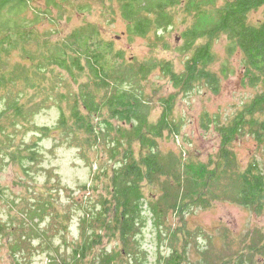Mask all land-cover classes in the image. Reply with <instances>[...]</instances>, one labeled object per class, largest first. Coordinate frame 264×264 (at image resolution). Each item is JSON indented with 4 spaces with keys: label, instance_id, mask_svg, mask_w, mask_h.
Here are the masks:
<instances>
[{
    "label": "rangeland",
    "instance_id": "rangeland-1",
    "mask_svg": "<svg viewBox=\"0 0 264 264\" xmlns=\"http://www.w3.org/2000/svg\"><path fill=\"white\" fill-rule=\"evenodd\" d=\"M155 1L149 0L150 3ZM216 1L217 4L212 5L214 9L224 2ZM54 2L57 6L46 0H32L33 5L45 12L41 18L30 10L27 13L30 20H36L34 28L40 39L45 40L46 46L53 51L58 42L65 40L75 29L95 25L100 38L112 41L115 51H123L125 63L137 65L150 59L166 60L181 72L190 56V52L180 50L182 32L195 21L186 11V0H180L170 8L174 15L173 25L167 31L159 32L167 46L156 42L154 34L146 38L131 37L127 33L128 23L121 17L118 0ZM212 11L209 8L207 14L212 15ZM263 11L264 7L251 11L249 21L257 23L263 18ZM201 23L210 24L211 17L203 18ZM30 48L35 50V43ZM213 53L211 70L220 76L217 93L202 85L189 92H180L158 67L139 82L150 108L149 118L154 123L162 113L160 98L175 94L173 113L181 122V132L176 137L167 132L158 140L163 152L182 153L186 160L210 162L211 158L216 159L220 148L219 132L215 123L209 129L202 128L203 114L218 123H227L263 90L262 86H253L244 79L243 55L238 50H229V40L225 35L214 39ZM38 60L34 56V62ZM11 63H23L16 68L18 77L26 76L25 84L5 91L4 100L20 96L27 106L33 103L43 106L29 120L16 117L11 112L0 116V264H69L65 258L81 241L83 227H88L87 231L100 227L104 217L92 215L101 208L98 204L101 195L110 196L112 170L118 162L111 159L112 144L109 141L97 140L95 144L91 141V145L82 141L71 143L70 136L56 125L61 110L67 116L70 113L69 101H59L60 95L68 97L73 94L78 90V83L73 82L67 73L52 72L50 68L35 75L34 65L29 59H23L21 54L15 55ZM87 78V72H82L78 80L83 82ZM129 89L139 91L135 87ZM3 96L0 90V103ZM3 104H0V111ZM104 116L107 134L116 138L122 122L111 117L109 111H105ZM38 126L50 127V132L40 137ZM80 136L86 135L81 133ZM32 141L37 142L40 152V160L36 164L29 165L30 161L25 160L20 165L10 158V152L16 149L13 143L23 149ZM230 148L237 162L231 167V175L239 173L253 160L264 172V147L250 133L238 135ZM24 153L21 150L20 155ZM211 189L219 190L220 195L212 200L210 206L191 207L182 218L170 210L165 224L156 227L151 222L153 210L149 201L152 196L160 198L161 185L145 183L141 197L145 220L138 227L136 239L128 237L125 246L120 236L111 239L106 235L94 254L79 264H92L91 257L106 253H110V264H165L173 250L183 252L181 264H264L262 254L251 251L253 242H264V204L257 211L232 200L236 191V185L232 183L219 186V189L213 184ZM113 217L114 210H108L106 220ZM85 220L88 226L84 224ZM183 220L184 227L191 232L186 239L179 231ZM169 227L173 230L171 237L168 235ZM96 262L98 264L99 258Z\"/></svg>",
    "mask_w": 264,
    "mask_h": 264
},
{
    "label": "trees",
    "instance_id": "trees-1",
    "mask_svg": "<svg viewBox=\"0 0 264 264\" xmlns=\"http://www.w3.org/2000/svg\"><path fill=\"white\" fill-rule=\"evenodd\" d=\"M186 1V11L195 21L182 32L180 50L190 52V56L184 63V69L177 72L173 64L166 60L150 59L137 65L125 63L123 51H115L112 41L100 38L95 25L75 29L65 40L59 41L53 51L46 46L45 40L40 39L34 28L36 20H30L27 16L30 10L41 18L45 11L33 5L32 0H0V90L4 95L1 102L4 108L0 116L11 112L16 117L29 120L43 106L39 103L27 106L20 96L4 100L5 91L25 84L26 76L18 77L17 74L18 66H23V63H11L15 55L21 54L23 59L32 62L35 75L50 68L52 72L67 73L73 82L78 83L76 92L68 97L60 95L59 101H69L70 113L67 116L61 110L56 125L70 136L71 143L82 141L91 145V141L94 144L97 140L109 141L112 144L111 159L118 162V166L112 170L110 196L101 195L98 201L101 208L92 215L104 217L100 227H92L91 223V231L83 227L81 241L73 246L70 256L65 258L69 264H79L94 254L106 235L111 239L120 236L125 246L128 237L136 239L138 227L145 220L141 198L145 183L161 185L160 198L154 199L152 196L149 201L153 210L151 222L156 227L165 224L170 210L182 218L191 207L210 206L212 200L220 195L219 190L211 189L213 184L219 189V186L232 183L236 185L232 200L257 211L263 207L264 172L253 160L233 178L230 170L237 162L230 146L238 135L250 133L264 147V11L263 18L257 23L249 21L250 12L264 7V0H224L215 9L212 5L217 4L216 0ZM46 2L57 6L54 0ZM179 2L118 0L121 17L127 21V33L131 37L146 38L154 34L156 42L165 43L166 46L159 32L167 31L173 25L174 15L170 8ZM209 8L213 9L212 15L207 14ZM207 16L211 17V23L203 25L201 21ZM222 34L229 40V50H238L243 55L244 79L253 86H262L263 90L227 123H218L203 114L202 128L209 129L215 123L219 132L220 148L216 159L211 158L210 162L186 160L182 153L163 152L158 140L167 132L173 137L181 132V122L173 113L175 94L160 98L162 113L158 122L154 123L149 118L150 108L138 84L158 67L180 92H189L195 86L202 85L217 93L220 76L211 70L213 41ZM32 43L36 45L35 50L30 48ZM34 56L39 59L37 62H34ZM82 72H87L88 78L79 82ZM129 87L138 88L139 91ZM105 111L122 122V129L118 128L116 138H111L104 128L107 123ZM37 130L41 137L50 132V127L38 126ZM81 133L86 136L81 137ZM12 145L16 149L9 156L14 162L22 165L23 161L28 160L29 165H34L40 160L36 141L25 144L23 149L14 143ZM21 150H24V155H20ZM108 210H114L112 220H106ZM84 224L88 226L86 220ZM184 226L183 220L179 231L186 239L191 232ZM98 229L101 230L95 233ZM172 233L169 227V237ZM251 251L264 257V242H253ZM109 256L110 253L99 254L91 257L90 262L96 264L99 258L98 264H110ZM182 258L183 252L173 250L165 264H181Z\"/></svg>",
    "mask_w": 264,
    "mask_h": 264
}]
</instances>
